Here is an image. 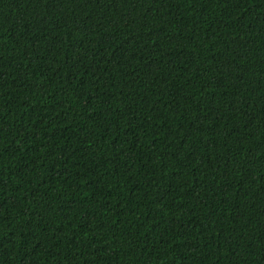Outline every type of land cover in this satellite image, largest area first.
I'll use <instances>...</instances> for the list:
<instances>
[{"label":"trees","instance_id":"obj_1","mask_svg":"<svg viewBox=\"0 0 264 264\" xmlns=\"http://www.w3.org/2000/svg\"><path fill=\"white\" fill-rule=\"evenodd\" d=\"M0 264H264V0H0Z\"/></svg>","mask_w":264,"mask_h":264}]
</instances>
